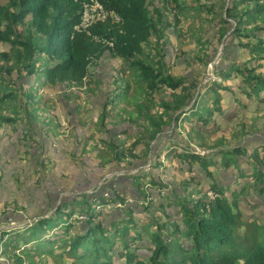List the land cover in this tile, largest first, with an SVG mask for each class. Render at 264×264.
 <instances>
[{"label":"trees","instance_id":"1","mask_svg":"<svg viewBox=\"0 0 264 264\" xmlns=\"http://www.w3.org/2000/svg\"><path fill=\"white\" fill-rule=\"evenodd\" d=\"M83 1L8 0L3 4L0 0V44L10 46L8 51H3L0 46V106L3 107L4 101L10 98L19 102L20 109L15 108L11 113L0 115V125L22 121L29 125L31 117L36 120L41 117L43 126L46 124L49 128H56V121L58 129L64 132L65 129L55 118L54 110L62 105L63 99H73L76 92L46 89L59 85L97 86L99 81L92 75L91 69L109 53L122 62L123 76L115 80L116 91H99V94L92 92L94 88L86 90L90 96H86V102L100 108L97 127L101 133L106 131L107 136H99L98 140L103 145H111L112 152L101 156L102 151L96 146L87 150L86 157L97 161L102 169L108 162H120L127 157L116 140L122 139L121 135L129 133L130 128L126 126V130L116 134V130L113 132L108 128L106 121L110 118L111 122L117 123L115 118L119 117L118 112L123 111L117 110V106L134 99L138 116L149 121L143 123L134 134V144L144 145L146 155L151 149L150 168L121 175L120 180L127 178L124 185L113 177L92 193L72 189V194H64V191L72 190H61L48 215L42 214L22 227L0 230V264H6V259L14 264H49L47 256L54 257L56 264H65L66 260H71L72 264H264V214L261 217L255 213L245 215L242 209L246 205L241 198L252 187L264 197V160L261 157L264 144L256 146L249 153L241 144L224 148L223 136L209 142L205 135V127L216 113H223V91L230 93L240 106H246L232 86L225 84L234 74L241 78V92L247 100L264 103V38H258L257 34L264 31V0H229L227 7L223 6L226 17L214 16V4L207 10L209 14H201L205 13V19L225 27L221 31V39L229 30L227 25L234 20L235 25L230 30L235 37L252 36L257 40L239 42L251 61L255 62L254 65H240L233 61L228 68L216 69V78L196 97L183 77L167 74L163 70L166 64L160 56L164 48H158V39L165 32L160 25L166 9L161 10L157 5L150 7L152 0H103L109 12L107 18L79 29ZM185 5L184 2L182 7ZM176 6L180 7L181 4L177 1ZM112 12L120 17L119 20L113 17ZM26 23L29 27L27 30L19 26ZM149 48L156 49V52H149ZM206 57L204 52L199 58L204 61ZM50 60L53 61L52 65L47 64ZM206 62L209 64L211 60ZM16 74L22 81L28 79L29 82L30 79L31 82L32 76L35 79L31 86L23 89L16 80ZM130 78L135 83L131 96ZM164 87L170 94L167 101L158 98ZM191 101L193 104L189 107ZM37 102H48L50 107L43 111L39 108L29 109ZM86 102L81 106L74 101V105L84 109ZM157 103L159 108L156 113H150L152 105ZM143 104L148 111L142 107ZM125 111L126 115L121 117L123 120L130 123L136 120V116L130 114L132 111ZM40 113H44L43 118ZM69 113L70 116L65 118V127L70 136L73 134L74 120L71 118L72 111ZM75 116L82 118V114ZM186 122L200 124L197 129L192 126L188 137L201 148L213 150L220 147L219 161L212 158V152L200 154L186 146L183 149L175 142L162 146L153 155L151 144L157 135L172 125L177 131ZM254 130H264V116L244 117L227 137L230 138L229 142L238 141ZM110 135L114 141L110 140ZM92 137L96 138V135ZM91 142L90 139L89 144ZM26 153L35 156L31 151ZM75 155L78 156L76 151ZM130 155L139 158L136 154ZM166 157L170 160L177 158L180 164H186L190 173H196L194 168L198 165L200 170H204L208 185L204 188L199 181L193 183V179L184 180L180 191L174 188L169 195L164 188L165 183L160 184L159 180L153 178V172L163 165ZM246 157L252 170L247 173L240 166L244 160L242 158ZM213 167L218 174H221L219 167L235 169L245 181L233 183L227 174L224 179H219ZM99 180L90 188L97 187ZM225 180L228 182L225 183ZM126 187L134 189L132 191L136 198L129 199L130 192ZM210 192L213 197L209 196ZM108 206L120 207L121 213L105 221L104 209ZM255 206L258 207V204L251 205V208ZM172 207L178 208L176 212L179 213L172 211ZM5 208L3 210L0 206L1 217L7 215L14 218L15 207L13 210L7 206ZM139 213H147L145 220L139 221ZM177 215L181 216L182 226L177 224ZM50 221L56 224L48 228ZM142 241L151 242L147 247L151 253L144 255L138 252L143 247L139 245ZM58 249L60 252H56Z\"/></svg>","mask_w":264,"mask_h":264},{"label":"rangeland","instance_id":"2","mask_svg":"<svg viewBox=\"0 0 264 264\" xmlns=\"http://www.w3.org/2000/svg\"><path fill=\"white\" fill-rule=\"evenodd\" d=\"M180 3L181 6L177 7L176 3ZM152 0L150 7L153 5H157L161 10L166 9V13L163 19V23L160 25L161 28L165 29V32L161 38L158 39V48H164L163 55H161V59L164 64H166V68L163 69L167 74H172L173 76L177 77H183L185 80V83L189 85L191 88V91L195 94V97L198 95V93L205 91V87L209 84V82L216 78L215 71L219 68H228L230 64L233 63V61L238 62L240 65H243L247 63L249 66H252L255 64L254 61H251L250 56L248 55L246 49L240 45L239 42L246 43L248 41L256 42L257 38L255 37H235L232 34V30H230L231 26L235 25L234 20H231L230 23L227 25L229 30L227 31L224 38L221 39V31L223 28H225L223 25H220L216 21L207 20L205 19V13H207V10L210 8L212 4L215 6L214 10V16L223 15L225 16V12L223 9V6L228 5L229 0ZM3 4H6L8 0H2ZM186 3L184 7H182L183 3ZM203 12H205L203 15H201ZM209 14V13H207ZM176 19L178 22H176ZM21 28L27 30L29 27L26 24L19 25ZM257 33V32H256ZM258 38H264V31L258 32ZM1 49L3 51L10 50V46L8 44L1 43L0 44ZM19 50V48H17ZM149 52H156V49L149 48ZM206 52L207 57L204 61L200 60V56ZM159 54V53H158ZM160 55V54H159ZM45 59V58H44ZM211 63H207L206 61H210ZM264 63V61H263ZM48 65H52L53 61H48ZM121 60L115 59L111 57L109 53H107L103 60L97 65L93 66L91 69L92 75L95 77V79L98 82V85L95 87L90 88H84V86H73L68 87L67 85H59L57 88L50 89L47 88V91H54L59 90L60 92L64 91H74L76 94L71 98L70 100H62V105H59V108L61 109V113L64 114L65 117L61 118L60 127L64 128L66 132L68 131L66 124L67 121H65V118L70 116L74 120V128L71 131L73 134L70 135V138L72 140L81 139V142L77 143L74 142L73 144H76L75 151L78 152V156L76 158L78 161L82 162L83 158L87 155V150L91 149L92 147H96L102 151L101 156H105L107 152L111 153L112 148L111 145H103L101 141L98 140L99 136H107V132L104 131V133L99 132V126L97 127V121L99 114L101 112L100 108L97 106H91L90 103L86 102V96L90 98V96L87 94L89 92H86V90H91L92 92L99 93V91H104L109 93L110 91H116V78L118 76L122 75L121 72ZM264 71V67L262 68ZM123 76V75H122ZM38 77H42L38 76ZM35 76H32L31 82L34 81ZM16 80L21 88H28L32 85V83L28 82V79L22 81L21 78H18V75L16 74ZM129 82L131 83V89H130V96L134 94L135 90V83L133 82L132 78H130ZM226 85L232 86L234 89V92L239 97L242 103H245L246 106H240L238 103L234 101V97L228 93L223 91V113L220 115L216 113L215 118L210 122V124L205 127V135L207 136V141L213 142L217 138H221L223 136L224 143L226 144L225 147H233L236 144H241L244 146L249 153L258 145L264 144V130H254L251 133L246 134L238 141H230L229 142V133L231 132V129L233 130L243 119L244 117H248L251 119L252 117H262L264 116V103H260L258 101H249L246 99L245 95L241 92V78L239 76H236L234 74L233 78L230 80H227L225 82ZM16 88V87H13ZM85 90V92L83 91ZM14 91H18L17 89H14ZM163 101H167L170 99V94L168 92V89L164 87L162 89V93L160 94V97ZM95 100V99H94ZM74 101L81 104H84L86 102V106L83 109L76 108L74 105ZM93 101V100H92ZM134 99L129 101L128 104L121 103L117 106V110H123L118 112V116L115 118V121L117 123L111 122L110 118H108V121H106V124L108 125V128L113 129L112 131L117 133H121L126 126L130 128L128 131L129 133H126L125 135H121L122 139H118V144H121L120 149L125 150L127 157L122 161H116L114 162H108L109 164L106 165L105 169L102 170L100 174L97 176L102 177L106 176V174L114 173L116 171H130L134 169V171L139 168L141 169L142 166L145 167L148 164H151V158H150V150L148 151L149 156H147L144 153L145 147L142 144L136 145L135 142V133L140 129V126L143 123H149L148 119H142V116H138L139 111L136 108V105L134 103ZM67 102V103H66ZM19 102H17L15 99H6L2 105L0 106V115L11 113L16 108L18 111L19 109ZM193 104V101L190 102L189 107ZM98 105V104H97ZM152 105V104H151ZM49 103H35L32 104L29 109L31 108H39L38 110H45L48 109ZM147 111V107L145 104L142 105ZM187 107L186 109H188ZM87 108V109H86ZM159 108V104L152 105V108L150 109V113H156L157 109ZM132 111L130 114H132L134 117L136 116V120L131 122L127 120H123L121 117L126 115L125 110ZM44 114V113H43ZM82 114V118L76 117L75 115ZM144 114H147L144 112ZM110 115V114H108ZM67 120V119H66ZM262 122V121H259ZM248 123L250 124V120H248ZM192 126H194L196 129L200 127V124L196 123L195 125H191L189 123H184L179 129L176 131L174 130V125L168 126L165 128L164 131H162L160 134L157 135V139L154 140L151 144V148L155 152L162 148V146H165L168 143H174L182 147L184 149V146L189 147L192 151H196L200 154H207L209 152H212L211 155L214 160L219 161L221 159V155H219V149L220 147H214L212 149L204 150L201 148L196 142L192 141L188 137L189 132L191 131ZM55 128V127H52ZM127 129V128H126ZM124 129V130H126ZM93 135H96L95 137H92ZM65 136V135H61ZM193 136H195V133H193ZM64 138H68L67 136ZM94 138V139H93ZM112 141L114 139L111 138ZM92 140L89 144V140ZM114 141V140H113ZM101 144V145H100ZM156 146V147H155ZM98 149L96 151H98ZM131 154H136L139 156L138 159L131 156ZM148 157V158H147ZM261 157H263L264 160V151L261 153ZM167 159L164 160L163 165L159 167L157 170L153 172V178L155 180H159L160 184H164V188L166 191H168L169 195H171L172 189L176 188L180 191L181 184L184 180H191L193 179L194 182L199 181V183L205 188L208 185V181L205 180V172L204 170H200L199 166L197 165L194 170H196V173H190L189 169L186 168V164L181 163L178 161L177 158H174L170 160L169 157H166ZM244 159L241 161V168L247 173L251 172V167L249 164H247V157L242 158ZM92 160V159H91ZM90 162V160H89ZM142 164V165H141ZM136 165V166H133ZM130 166V167H129ZM138 166V167H137ZM134 167V168H132ZM186 168V169H185ZM143 169V168H142ZM145 169H148L145 167ZM143 169V170H145ZM221 174H218V171L215 169V167L212 168V170L215 171V175L219 177V179H224V175H228V177L231 178V181L233 183H238L239 181L244 182L242 178L238 176V171L235 169H228L225 170L222 167H219ZM106 170H110L108 172H105ZM264 172V167L262 168ZM104 173L103 176H101ZM136 173V172H135ZM224 173V174H222ZM120 174H114L113 177H116L117 181H120L122 185L127 183V178L124 180H120ZM215 177V176H214ZM99 178V179H100ZM98 179V180H99ZM100 179V180H101ZM233 179V180H232ZM251 178H248L250 180ZM99 180V181H100ZM229 180V179H228ZM225 183L228 181H224ZM244 184V183H243ZM228 185V184H225ZM93 188V187H92ZM128 188V187H126ZM163 188V189H164ZM91 190V188L87 189ZM130 192V200L136 198L135 194L132 190L129 189ZM77 191V190H76ZM64 194H71L72 191H64ZM136 193V190H135ZM155 196H157V193L155 192ZM210 197H213V193H209ZM246 196V197H245ZM243 199V204H245V208L242 209L245 215L255 213L258 217H261L264 214V197L260 196L257 191L254 190V187L248 188L247 192L244 194V196L241 197ZM128 199V200H129ZM169 201V200H166ZM148 203V200L146 201ZM258 202V203H257ZM258 204V207L255 206L254 209L251 208V205ZM92 205V203H91ZM172 211H177L178 208L172 207ZM120 207H112L109 208L106 207L104 209V212H106V220L109 221L113 216L116 217L121 212ZM179 213V212H176ZM2 215L0 214V227H4L3 229H10L15 227H22V224L26 221H29L30 219L25 220H16V218L9 217L2 218ZM138 216L140 217V220H145L146 214L139 213ZM178 216V215H177ZM138 217V218H139ZM144 218V219H142ZM177 224L183 225L181 222V216L179 215L177 217ZM33 221H30L32 223ZM146 223V222H140ZM55 222L50 221L48 224V228H51L55 226ZM170 230H172L170 228ZM141 247L140 250H138L139 253H144V255L151 253V251L147 248L149 245H151V242L149 241H142L139 243ZM56 252H60V250H56ZM2 260H4V257L1 256ZM47 262L49 264H56L54 263V257L47 256ZM8 260L6 259V264H14V263H8ZM65 264H72L71 260L64 261Z\"/></svg>","mask_w":264,"mask_h":264},{"label":"crops","instance_id":"3","mask_svg":"<svg viewBox=\"0 0 264 264\" xmlns=\"http://www.w3.org/2000/svg\"><path fill=\"white\" fill-rule=\"evenodd\" d=\"M54 112L61 123L65 117L61 109ZM40 120L41 117H31L29 125L23 121L0 125V206L3 210L6 206L9 210L15 207L17 221L47 215L61 190L84 192L95 184L103 170L97 161L89 162L87 157L83 163L77 160L73 143L81 139L72 140L66 130L58 129L55 120L56 128L43 126ZM6 216L2 218L8 219Z\"/></svg>","mask_w":264,"mask_h":264},{"label":"built area","instance_id":"4","mask_svg":"<svg viewBox=\"0 0 264 264\" xmlns=\"http://www.w3.org/2000/svg\"><path fill=\"white\" fill-rule=\"evenodd\" d=\"M82 6H83V10L81 14V22H80V25L78 26L79 29L88 28L97 20L106 19L109 14L102 0H84L82 3ZM111 14L116 20H119L120 17L116 13L114 14L111 13ZM145 167L149 169L150 164L146 165ZM145 167L142 166L143 169H145ZM136 169L137 171L136 170L134 171V169H132L127 172L116 171L114 173L106 174V176L102 177V179L99 181L97 187H93L91 188V190H87L88 192H85V193H92L93 191H96L101 185L109 181L114 174H120V175L135 174V172H138L139 168H136ZM148 169H145V170H148ZM35 220H37V218ZM30 221H33V220H29L28 222ZM22 226H24V224H22Z\"/></svg>","mask_w":264,"mask_h":264},{"label":"water","instance_id":"5","mask_svg":"<svg viewBox=\"0 0 264 264\" xmlns=\"http://www.w3.org/2000/svg\"><path fill=\"white\" fill-rule=\"evenodd\" d=\"M150 163H151V162H150ZM84 192H88V191L85 190ZM49 213H50V212H49ZM49 213H48V214H49ZM48 214H47V215H48ZM28 223H30V222L26 221V222H24L23 224L25 225V224H28ZM2 228H4V227H0V229H2Z\"/></svg>","mask_w":264,"mask_h":264},{"label":"clouds","instance_id":"6","mask_svg":"<svg viewBox=\"0 0 264 264\" xmlns=\"http://www.w3.org/2000/svg\"><path fill=\"white\" fill-rule=\"evenodd\" d=\"M76 1H78V0H76ZM103 1V0H102ZM104 3V2H103ZM105 5V4H104ZM108 11V10H107ZM109 13V12H108ZM113 14H114V12H112Z\"/></svg>","mask_w":264,"mask_h":264}]
</instances>
